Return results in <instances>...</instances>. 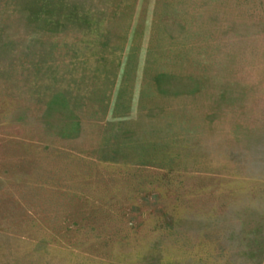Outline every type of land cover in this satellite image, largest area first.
<instances>
[{
	"label": "rangeland",
	"instance_id": "rangeland-1",
	"mask_svg": "<svg viewBox=\"0 0 264 264\" xmlns=\"http://www.w3.org/2000/svg\"><path fill=\"white\" fill-rule=\"evenodd\" d=\"M0 264H264V0H0Z\"/></svg>",
	"mask_w": 264,
	"mask_h": 264
}]
</instances>
